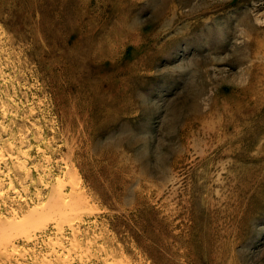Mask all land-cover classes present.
<instances>
[{
	"label": "rangeland",
	"instance_id": "rangeland-1",
	"mask_svg": "<svg viewBox=\"0 0 264 264\" xmlns=\"http://www.w3.org/2000/svg\"><path fill=\"white\" fill-rule=\"evenodd\" d=\"M0 154V264H264V0H0Z\"/></svg>",
	"mask_w": 264,
	"mask_h": 264
},
{
	"label": "bare ground",
	"instance_id": "bare-ground-1",
	"mask_svg": "<svg viewBox=\"0 0 264 264\" xmlns=\"http://www.w3.org/2000/svg\"><path fill=\"white\" fill-rule=\"evenodd\" d=\"M29 150H30V149H29ZM19 153L21 154V156H20V158H18V159L16 160V161H17V164H18V166H20V167L23 169V171L25 172V174H27V173H28V172H27L28 168H26L25 163L27 162V158H29L28 150H27V149H26V150H22V149H21V151H20ZM12 155H13V153H12ZM11 158H15V157H12V156H11ZM16 158H17V157H16ZM0 159H1V154H0ZM48 183H49V182H48ZM57 188H58V187H57ZM57 188H54V189H57ZM6 189H7L8 191H11V193H14V194H16L17 191H18V190H16V189H14V188L10 185V183L7 185ZM51 192H52V193L49 194V197H48V199H47L48 205L51 204L52 207H55V205H56V203H57V199H58L59 201H61V202H65V201H66L65 199L67 198V195L58 192V189L55 190V191H51ZM16 195H17V194H16ZM33 211H34V210H31L30 213H33ZM34 212H36V211H34ZM14 223L17 224V223H19V222H17V221L14 220Z\"/></svg>",
	"mask_w": 264,
	"mask_h": 264
}]
</instances>
